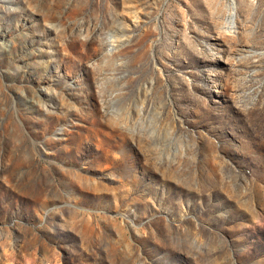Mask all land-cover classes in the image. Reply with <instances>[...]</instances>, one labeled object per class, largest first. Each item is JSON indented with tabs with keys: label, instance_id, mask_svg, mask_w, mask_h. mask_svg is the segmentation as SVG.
Instances as JSON below:
<instances>
[{
	"label": "rangeland",
	"instance_id": "obj_1",
	"mask_svg": "<svg viewBox=\"0 0 264 264\" xmlns=\"http://www.w3.org/2000/svg\"><path fill=\"white\" fill-rule=\"evenodd\" d=\"M0 264H264V0H0Z\"/></svg>",
	"mask_w": 264,
	"mask_h": 264
}]
</instances>
